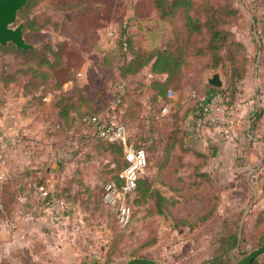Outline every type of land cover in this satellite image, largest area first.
<instances>
[{
    "label": "rangeland",
    "instance_id": "obj_1",
    "mask_svg": "<svg viewBox=\"0 0 264 264\" xmlns=\"http://www.w3.org/2000/svg\"><path fill=\"white\" fill-rule=\"evenodd\" d=\"M73 1L39 0L30 11L31 14H38L39 26L35 28H40L44 40H50L52 46L63 40L76 52L70 55L71 67L67 79L60 86H54L48 64H36L29 53L0 47V118L5 115L7 121L12 122L8 127L13 126L18 130V126L23 128L28 124L32 132L42 130L48 138L46 142L37 143L23 135L25 138L18 141L20 149L35 148L40 155L46 152V157L35 167L39 171L38 177L30 185L18 188L27 196L24 199L25 208H21L25 213L23 226L28 229L22 238L29 247L27 257L39 264H125L132 254L138 253L164 264H199L215 250L214 234L219 225L218 218L213 217L190 230L173 228L168 217L155 212L151 199L141 200L135 188L128 199L133 204L130 218L125 225L120 224L117 207L106 202L104 191L106 184L109 180L113 181L121 168L123 151L111 150L106 143L91 135V125L79 121L82 113L92 111L100 112L104 118L116 115L126 128L127 140L143 146L147 152L148 160L140 176L146 177L162 192L176 199L173 209L176 213L194 217L217 203L213 196L219 190L226 189V186L214 184L216 175L213 171L212 175L207 172L208 180L203 176H193L190 163L197 159L191 155L174 158L166 168H160L159 165L164 158L165 137L178 123L176 117L172 119L170 115L175 113L179 117L178 110L191 106L201 97L203 87L200 86L201 74L198 69L202 67V60L191 57L193 66L190 69L195 70L182 82L186 92L183 91L177 100L175 92L178 90L173 89L172 94L167 96L165 112L149 100L145 88L139 91V95L133 91L127 92L122 103L115 100L116 85L120 80L116 68V38L121 26L125 25L134 44L140 49L162 46L170 38L168 42L176 46L182 43L186 34L182 29V15L179 13L172 20L159 19L151 0H92L93 11L86 20L87 29L83 30L70 20L72 8L69 4ZM232 2L238 8L239 16L232 19L228 28L234 38L245 45L247 54L246 71L236 83L234 98H259V102H262L264 0ZM18 21L24 20L18 16L15 23ZM110 30H114L113 35H108ZM201 42L203 38L200 36L192 37L190 50L194 52L195 44ZM229 54L230 51L225 52L224 63L213 68H202L207 75L219 72L223 80L221 88L226 86L228 78L227 70L231 63L227 57ZM30 65L40 73L32 74V83L28 84L30 90L26 93L24 83L30 78L27 69ZM43 72L48 74L46 79L43 78ZM62 93L82 94L86 98L76 96L75 109L70 112L74 120L67 128V125L58 124L54 104L57 96ZM182 100L186 101V105L181 106ZM225 111L223 109V112H219L222 120L216 117L212 122L209 121V125L203 124L199 129L191 124L190 114H185L182 119H185L183 126L189 143L198 146V141L194 139L198 138L197 134L205 127L222 132V122L228 119ZM235 117L234 114L230 117L233 120L230 137L221 133L226 139L233 138L232 134H237L240 129V122ZM192 127L195 134L193 138L190 137ZM0 129L6 148L5 124H0ZM19 131L23 132L22 129ZM211 149L212 146L205 151V164L209 158L215 162ZM244 154L242 150L238 151L235 160L244 162ZM259 158L260 155L254 162H259ZM247 170L249 166L240 171L239 176H246ZM24 172L26 176L32 174L29 168ZM6 178L7 171L0 184ZM40 184L53 195L57 192L65 198L66 206L60 216H55L41 205L37 190ZM17 202L18 199L15 205ZM232 219L240 220V217ZM255 231L250 227L244 232L246 241L240 244L238 255L243 256L259 246V233L255 234ZM153 240L155 242L152 243Z\"/></svg>",
    "mask_w": 264,
    "mask_h": 264
},
{
    "label": "trees",
    "instance_id": "obj_2",
    "mask_svg": "<svg viewBox=\"0 0 264 264\" xmlns=\"http://www.w3.org/2000/svg\"><path fill=\"white\" fill-rule=\"evenodd\" d=\"M39 0H27L26 4L18 11V16L23 18V34L25 40L34 44L30 48H17L13 43L8 42L0 45L3 49H13L18 53H29L36 64H48L50 66V77L54 79V86H60L66 79L69 68L71 67L70 55L75 54V50L68 47L63 40L57 42L55 46L50 45V40H44L39 26L38 14H31L30 11L38 3ZM152 6L157 12V16L162 20H172L177 14L182 15V29L185 31V38L182 43L173 46L170 42L171 38L162 46L154 47L149 50L138 48L129 32H127L125 25L121 26L116 38L117 60L116 68L119 73L120 80L116 85L115 100L122 103L127 92H136L145 88L149 100L153 101L158 109L166 106L169 90H180L184 74L189 70L191 65V57L202 60V68H213L219 63H224L225 52L230 51L227 56L231 63L228 66V78L226 79V86L214 87L204 84L201 92V97L198 98L191 106H185L179 111V117L176 114H171V118L176 117L173 121L176 123L174 127L165 137V146L163 149L164 158L160 162V168L169 166L174 158H181L182 155H191L196 162L190 163L192 166L193 176L199 175L209 179L207 171L202 167L206 161V153L193 147L188 140V134L183 126L185 114L189 113L191 116V124L193 127L199 117L205 115L204 106L211 95L216 92L223 93V100L226 105V117L230 118L233 115L235 100L236 83L240 80L246 71V49L245 45L236 40L228 26L232 23V19L238 18V8L233 4L232 0H151ZM92 0H75L69 7L72 8V20L78 27L83 30L87 29L86 20L93 11ZM31 14V15H30ZM179 30L181 28H178ZM200 36L203 42L195 44V51H191L192 37ZM233 36V37H232ZM42 43L38 44L37 43ZM50 42V43H49ZM199 42V41H198ZM196 52V53H195ZM193 55V56H191ZM105 59V58H104ZM106 60V59H105ZM107 63V62H106ZM104 66L107 64L104 63ZM29 79L24 83V89L30 90L29 83L32 74H39L32 65L27 66ZM30 70V71H29ZM45 74V75H44ZM43 78L46 79L48 74L43 72ZM39 84V83H38ZM40 85V84H39ZM33 86V85H32ZM36 86V84H35ZM131 87V88H130ZM199 92V94H200ZM136 95V96H137ZM86 99L82 94L62 93L57 96L55 106L57 108V118L59 125H67L66 128L73 122L74 116L70 112L75 109V102L77 97ZM76 97V98H75ZM42 98V97H41ZM100 112H86L82 113L79 121L83 124H89L88 119L92 116H100ZM179 125V126H178ZM204 125H209L207 120ZM192 127V132H193ZM251 128V127H250ZM67 131V130H65ZM64 131V132H65ZM93 133V132H92ZM91 135H95L94 133ZM191 134V133H190ZM95 138L107 144L111 150H122V145L119 141ZM136 147H142L135 144ZM145 149V148H144ZM148 160V156H147ZM127 162L122 155L121 168L117 172L113 181L120 184L121 179L119 172L126 166ZM110 181V180H109ZM136 192L141 200L151 199L153 208L157 214L168 217L169 223L173 228L194 229L207 220L213 218L215 203L209 208L200 211L196 216L184 215L176 213L173 209L176 204V199L162 192L158 187L154 186L150 180L144 176H138L136 181ZM56 198H60L66 202L65 198L59 193H54ZM213 198L217 200V195ZM66 206V205H65ZM218 228L215 230L216 242L213 248L214 252L203 259L199 264H233L242 256L237 253L240 250V244L246 241L244 238V228L240 220L232 219L228 216L218 217ZM257 224L253 228L255 234L259 233L257 241L259 245L264 242V230L257 231ZM155 240L152 241V243ZM148 243V245L152 244ZM147 245V246H148ZM147 255L132 254V257ZM234 257V258H233ZM246 264H264V251L252 258Z\"/></svg>",
    "mask_w": 264,
    "mask_h": 264
},
{
    "label": "crops",
    "instance_id": "obj_3",
    "mask_svg": "<svg viewBox=\"0 0 264 264\" xmlns=\"http://www.w3.org/2000/svg\"><path fill=\"white\" fill-rule=\"evenodd\" d=\"M190 70L185 75L183 83L188 74L194 72L195 69ZM198 72L201 74L200 86L203 87L206 83L207 72L202 67L198 69ZM183 91L186 92L185 84L175 92L177 100ZM183 105H186L185 100H182L181 106ZM261 105L264 106V101L259 102V98L237 99L233 114L236 116L234 119L238 120L242 126L238 129L237 134H232L233 138L226 139L220 130L205 127L200 134H197L198 138L194 139L196 142L198 141V146H193L204 152L212 146V158L215 162L209 158L202 169L210 175H212V171L215 173L213 181L215 185L226 186V189L216 193L218 198L213 217L236 218L239 216L245 231L250 227L254 228L255 224H257V231L264 230V108L261 109ZM256 109H258L257 112H255ZM256 121L257 123H255ZM3 123L7 129V178L0 184V264H39L28 259L29 247L22 239L25 232L28 231L27 226H23L25 225L23 219L25 213L24 209H21L25 208L24 199L27 196L18 188L21 185H30L31 181L38 177L39 171H36L35 167H38L46 157V152L45 155H40L35 148L34 150L20 149L18 141L20 138H25L23 135L37 143L46 142L48 138L42 130L38 129L32 132L28 124L23 128L18 126V130L13 126L8 127V124H12V122H8L5 115L0 118V124L4 125ZM252 123L256 126L251 125ZM21 129L23 132L19 131ZM190 137H195V134L192 132ZM241 150L246 156L244 162L235 160L236 153ZM258 155H260L259 162H254ZM248 166L249 170L246 171V176H239L240 171ZM26 168L30 169L32 173L30 176L25 175ZM17 199L18 202L15 205Z\"/></svg>",
    "mask_w": 264,
    "mask_h": 264
},
{
    "label": "built area",
    "instance_id": "obj_4",
    "mask_svg": "<svg viewBox=\"0 0 264 264\" xmlns=\"http://www.w3.org/2000/svg\"><path fill=\"white\" fill-rule=\"evenodd\" d=\"M113 34L114 30H110L108 33V35ZM172 92V90H169L168 95H171ZM44 98L46 99V97ZM166 109L167 107L165 106L162 109V112H165ZM223 109H226L223 100V93L216 92L211 95L204 106L205 115L196 120V129H199V127L204 124L205 120L212 122L216 117L222 120V114H219V112H223ZM88 122L92 124V132L97 137L116 140L122 145L123 155L127 164L119 172V177L121 179L120 184H117L115 181H109L106 184L104 199L106 202L116 205L118 221L120 224L125 225L128 222L133 209V204L128 199L131 193L135 190L137 178L147 163V152L144 148L136 147L132 142L127 140L126 128L122 122H119L116 115L111 114L108 115L107 118H104L101 115L92 116L88 119ZM232 122L233 120L230 118L224 119V122H222L221 130L225 137H230L231 135ZM3 140V132L2 129H0V181L5 178L7 164L6 148ZM37 190L43 208L52 212L55 216H57V214L60 216L61 211L65 209L64 201L56 198L42 184L38 185Z\"/></svg>",
    "mask_w": 264,
    "mask_h": 264
},
{
    "label": "water",
    "instance_id": "obj_5",
    "mask_svg": "<svg viewBox=\"0 0 264 264\" xmlns=\"http://www.w3.org/2000/svg\"><path fill=\"white\" fill-rule=\"evenodd\" d=\"M27 0H0V44L13 43L17 48L33 47L32 43L25 40L23 34V22L18 21V11L26 4ZM206 82L214 87H221L223 80L218 71L212 72L206 77ZM264 251V242L250 249L233 264H246L252 258ZM125 264H164L150 257H132Z\"/></svg>",
    "mask_w": 264,
    "mask_h": 264
}]
</instances>
